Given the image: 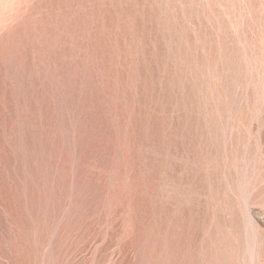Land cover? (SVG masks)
I'll use <instances>...</instances> for the list:
<instances>
[{
  "label": "rangeland",
  "instance_id": "374dc122",
  "mask_svg": "<svg viewBox=\"0 0 264 264\" xmlns=\"http://www.w3.org/2000/svg\"><path fill=\"white\" fill-rule=\"evenodd\" d=\"M0 264H264V0H0Z\"/></svg>",
  "mask_w": 264,
  "mask_h": 264
}]
</instances>
